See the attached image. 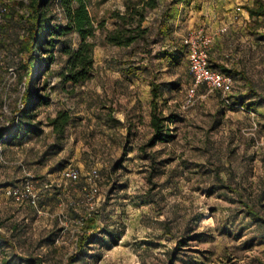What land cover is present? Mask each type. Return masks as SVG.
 Masks as SVG:
<instances>
[{
    "label": "rangeland",
    "instance_id": "obj_1",
    "mask_svg": "<svg viewBox=\"0 0 264 264\" xmlns=\"http://www.w3.org/2000/svg\"><path fill=\"white\" fill-rule=\"evenodd\" d=\"M16 1L1 0L8 15L0 22V124L14 117L25 87ZM126 1L87 0L97 26L87 39L91 76L64 80L56 47L49 72L36 80L48 95L33 118L39 131L0 140V264H35V257L65 264L88 212L99 229L74 264H264V225L245 208L264 216V16H249L255 0H161L142 22L145 38L119 46L106 34ZM163 10L169 17L158 32ZM200 26L213 35L208 58L240 72L232 73L231 95L242 108L222 105L204 86L185 104L191 74L181 38ZM67 37L72 47L80 41L75 32ZM165 50L176 52L173 59ZM152 82L172 138L141 150L151 134ZM59 110L70 116L60 136L48 124ZM67 166L78 170L76 182L62 178ZM91 169L98 193L88 201ZM26 178L36 206L5 194Z\"/></svg>",
    "mask_w": 264,
    "mask_h": 264
},
{
    "label": "trees",
    "instance_id": "obj_2",
    "mask_svg": "<svg viewBox=\"0 0 264 264\" xmlns=\"http://www.w3.org/2000/svg\"><path fill=\"white\" fill-rule=\"evenodd\" d=\"M160 1H126L124 12L115 15L117 17L115 27L106 34V40L115 45L128 46L138 39H144L147 27L142 26V22L145 20L147 11L156 8ZM16 5L18 10H15V13L23 30L17 44L20 54L18 65L22 71L21 79L24 81L25 87L19 99L20 106L14 117L8 120L7 123L0 124V140L6 134H10V138H17L20 134L25 135L39 131L40 121H34L33 118L37 107L47 103L48 95L41 92L45 87L36 85V80L39 73L49 72V65L54 59V49L56 47L65 56V64L61 72L64 80L78 83L89 78L93 71L92 44L87 39L94 35L97 26L90 17L87 0H17ZM54 8L59 11L60 15L53 10ZM246 8L250 17L264 16V3L261 0H255L251 6H246ZM7 15L8 11L6 10L2 20ZM164 17H169L166 10H163L160 14L161 20L157 29L158 32L164 30ZM70 32L77 33L79 37L80 41L76 47L70 46L67 37ZM163 53L173 59L176 52L165 50ZM209 62L212 67L219 68L227 73H240L233 68L218 65L211 58ZM160 96L159 85L152 82L149 100L151 134L140 146L141 150L152 147L158 142H167L172 138L171 130L165 124L168 116H165L159 107L158 98ZM234 98L233 95H230L231 102L239 104ZM221 103L226 106L222 101ZM69 121L68 112L59 110L48 120V124L51 125L53 132L60 136ZM24 203L31 206L28 202L17 204ZM245 208L253 221L264 225L263 215L248 204L245 205ZM98 215L99 213L93 216L97 217ZM87 219L83 221L82 230L76 239L75 252L66 257L65 264H74L78 261V255L82 254L85 247L92 243V234L99 229L94 224V219ZM89 228H92V230L88 232ZM33 261L35 264L41 263V259L38 257H35Z\"/></svg>",
    "mask_w": 264,
    "mask_h": 264
},
{
    "label": "built area",
    "instance_id": "obj_3",
    "mask_svg": "<svg viewBox=\"0 0 264 264\" xmlns=\"http://www.w3.org/2000/svg\"><path fill=\"white\" fill-rule=\"evenodd\" d=\"M6 11V6L0 0V22L2 21L3 14ZM241 11L240 7L236 8L235 13ZM234 15L236 19L238 16ZM225 27L219 28L223 31ZM213 35L208 33L204 27L200 26L189 30L181 38V43L185 48L188 68L191 74V83L189 84L186 95L185 104L189 105L194 101L197 89L204 86L207 92H217L223 104L226 106L241 107V104H233L230 99L233 76L230 73L222 71L221 69L212 67L209 62L208 54ZM62 178L70 182H76L79 178L77 169L67 166L61 171ZM98 171L91 169L87 176V184L84 188L85 197L88 201L95 199L98 193L96 181L98 179ZM5 194L15 203L28 202L36 206L38 201V192L33 184V181L26 178L15 185H9L5 188ZM96 214V213H95ZM90 212L81 216L78 219L79 224L90 217Z\"/></svg>",
    "mask_w": 264,
    "mask_h": 264
},
{
    "label": "crops",
    "instance_id": "obj_4",
    "mask_svg": "<svg viewBox=\"0 0 264 264\" xmlns=\"http://www.w3.org/2000/svg\"><path fill=\"white\" fill-rule=\"evenodd\" d=\"M219 69V68H218Z\"/></svg>",
    "mask_w": 264,
    "mask_h": 264
}]
</instances>
